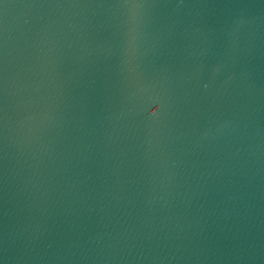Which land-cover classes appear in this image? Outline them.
<instances>
[{
	"label": "water",
	"instance_id": "1",
	"mask_svg": "<svg viewBox=\"0 0 264 264\" xmlns=\"http://www.w3.org/2000/svg\"><path fill=\"white\" fill-rule=\"evenodd\" d=\"M0 264H264V0H0Z\"/></svg>",
	"mask_w": 264,
	"mask_h": 264
}]
</instances>
